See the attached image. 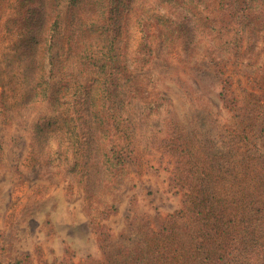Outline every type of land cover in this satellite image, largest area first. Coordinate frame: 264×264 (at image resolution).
I'll list each match as a JSON object with an SVG mask.
<instances>
[{"label":"rangeland","instance_id":"rangeland-1","mask_svg":"<svg viewBox=\"0 0 264 264\" xmlns=\"http://www.w3.org/2000/svg\"><path fill=\"white\" fill-rule=\"evenodd\" d=\"M231 3L0 0V263L102 264L182 207L173 146L227 163L225 80L264 104V4Z\"/></svg>","mask_w":264,"mask_h":264},{"label":"trees","instance_id":"trees-1","mask_svg":"<svg viewBox=\"0 0 264 264\" xmlns=\"http://www.w3.org/2000/svg\"><path fill=\"white\" fill-rule=\"evenodd\" d=\"M244 3L248 11H242L245 22L238 28L244 24L251 28L250 19L263 9L264 0H232L231 6ZM242 12L232 16L241 17ZM226 29L231 35V28ZM237 35L233 34L232 43L239 53L243 39ZM224 84L228 94L233 93L228 102L242 127L231 136L227 163L209 164L203 149L173 146L180 161L176 178L182 207L158 229H130L137 233L133 242L120 243L115 253L104 251L102 264H264V104L239 100L231 76ZM119 125L107 119L108 127H124ZM241 141L247 147L243 152ZM127 159L131 158L119 160L121 169Z\"/></svg>","mask_w":264,"mask_h":264}]
</instances>
